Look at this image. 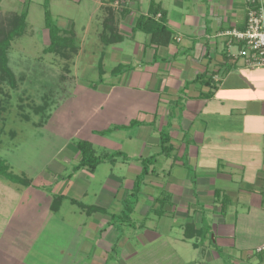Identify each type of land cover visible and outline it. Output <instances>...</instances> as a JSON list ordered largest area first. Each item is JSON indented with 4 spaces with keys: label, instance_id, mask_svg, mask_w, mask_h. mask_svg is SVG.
<instances>
[{
    "label": "crops",
    "instance_id": "crops-1",
    "mask_svg": "<svg viewBox=\"0 0 264 264\" xmlns=\"http://www.w3.org/2000/svg\"><path fill=\"white\" fill-rule=\"evenodd\" d=\"M143 1L118 17L123 39L109 45L114 65L104 84L80 83L78 105L54 109L51 161L31 174L8 163L30 182L0 184V264H264L255 251L264 242V67L245 66L224 34L244 28L245 1L154 0L171 31L167 44L131 31L147 14ZM64 118L75 139H59ZM78 140L102 157L93 170L75 169ZM152 156L129 220L114 222L141 160ZM159 197L162 214L154 212Z\"/></svg>",
    "mask_w": 264,
    "mask_h": 264
},
{
    "label": "rangeland",
    "instance_id": "rangeland-1",
    "mask_svg": "<svg viewBox=\"0 0 264 264\" xmlns=\"http://www.w3.org/2000/svg\"><path fill=\"white\" fill-rule=\"evenodd\" d=\"M146 2L143 1V6ZM43 4V0H0V18L3 21L27 9L24 34L12 40L7 53L15 86L11 87L7 78L0 80V155L7 160L14 173L25 166L31 174L43 162L47 164L51 161L47 157L59 147V143L50 117L57 106V112H67L68 107L78 105L76 98L73 99L76 86L81 83L94 88L104 84L102 81L105 79L98 77V60L102 58L101 65L107 73L114 62L107 57L112 51L110 46H105L99 35L109 9L115 16L116 25L120 9L125 5L124 0H49L47 8L58 27L72 29L76 40V52L65 49L63 54H57L43 50L48 45ZM103 52L107 58L103 59ZM108 77L109 74L104 76ZM66 120L64 118L60 123L65 124V129H59L62 141L70 134L74 138ZM53 158L55 161L62 160L56 155ZM101 169L95 174L93 182L102 177ZM11 182L0 177V184L7 183L12 189L18 187ZM114 251L111 248L109 256L120 259ZM150 256L152 258V254ZM170 257L173 258L168 254Z\"/></svg>",
    "mask_w": 264,
    "mask_h": 264
},
{
    "label": "trees",
    "instance_id": "trees-1",
    "mask_svg": "<svg viewBox=\"0 0 264 264\" xmlns=\"http://www.w3.org/2000/svg\"><path fill=\"white\" fill-rule=\"evenodd\" d=\"M49 0H43V5L45 7L44 10V24L48 33V45L43 49L47 53H57L63 54L62 50L69 49L73 52H76V40L74 37V31L72 29L63 30L58 27L50 11L47 8ZM114 1V0H110ZM133 1L134 3L137 0H124L125 5H122L120 9V16H126L130 13L129 3L126 2ZM157 13H160L159 19H155ZM26 16L27 9H24L19 15H11L7 17L5 21L0 18V80L7 78L11 87L15 86V78L14 74L8 66V49L10 47V43L16 37L22 36L24 34L25 25H26ZM142 31L150 36V43L153 44H167L171 40V31L165 25V11L162 10L158 3L154 0H150L147 14H139L135 17L134 24L131 27V31ZM101 42L105 46H109L111 44L121 42L123 36L118 32V29L115 25V16L111 9H109V13L107 17L103 21V30L99 35ZM98 68V76L102 77L104 71L101 65V59L98 60L97 63ZM123 68L122 64H117L111 69V74L116 75ZM130 123L125 127H129L133 125ZM121 126V128H125ZM120 128V127H114ZM169 134L166 129H161L160 131V152L163 155H168L172 148L169 145ZM77 150L80 153L79 161L75 167V169H79L81 167H87L89 170H93L99 162L102 160V157H98L95 155L94 150L91 144L87 141L78 140L75 143ZM118 154V152L107 154L109 156H114ZM105 155V156H107ZM105 156L103 157L105 159ZM156 160V156L144 158L141 160V171L135 177L131 194L124 201V208L121 211V215H119L120 221L115 219L114 222H118V224L125 223L129 214L132 212L134 204L136 203L138 193L140 192V187L143 184V181L146 175L149 173V166ZM0 177L5 178L12 182H17L21 184H29V179L24 175H17L10 171L8 164L6 161L0 157ZM156 206L154 212L157 214H162V206H163V197H159L156 199Z\"/></svg>",
    "mask_w": 264,
    "mask_h": 264
},
{
    "label": "built area",
    "instance_id": "built-area-1",
    "mask_svg": "<svg viewBox=\"0 0 264 264\" xmlns=\"http://www.w3.org/2000/svg\"><path fill=\"white\" fill-rule=\"evenodd\" d=\"M244 1L246 5L244 28L228 29L224 34L228 37L229 45H237V56L245 66L264 67V0ZM261 251H264V242L256 249V252Z\"/></svg>",
    "mask_w": 264,
    "mask_h": 264
}]
</instances>
